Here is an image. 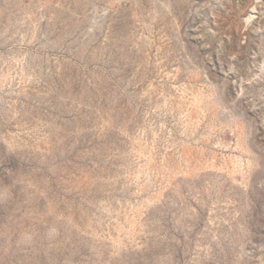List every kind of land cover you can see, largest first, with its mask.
I'll list each match as a JSON object with an SVG mask.
<instances>
[{"label": "rangeland", "instance_id": "rangeland-1", "mask_svg": "<svg viewBox=\"0 0 264 264\" xmlns=\"http://www.w3.org/2000/svg\"><path fill=\"white\" fill-rule=\"evenodd\" d=\"M0 264H264V0H0Z\"/></svg>", "mask_w": 264, "mask_h": 264}]
</instances>
